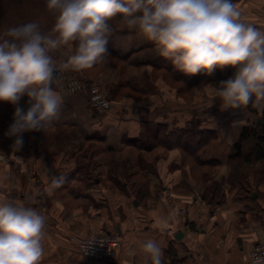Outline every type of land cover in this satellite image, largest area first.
Wrapping results in <instances>:
<instances>
[{"label": "crops", "instance_id": "obj_1", "mask_svg": "<svg viewBox=\"0 0 264 264\" xmlns=\"http://www.w3.org/2000/svg\"><path fill=\"white\" fill-rule=\"evenodd\" d=\"M232 2L244 22L264 31V0ZM107 48L117 57L99 63L90 78L85 74L106 89L111 107L93 110L85 92L71 93L53 80L51 87L62 97L59 118L43 131L24 133L23 147L0 158V203L34 207L46 217L40 264H106L74 248L91 230L120 240L121 264H151L142 249L148 239L161 248L162 264H247L248 252L264 235V180L237 170L230 156L241 127L264 113V101L222 110L215 89L235 68L192 81L137 30L113 31ZM57 54L63 64L73 52L62 47ZM27 101H20L25 110ZM6 107L0 102V129ZM193 121L216 135L197 153L201 160H217L207 182L191 173L186 142L171 144L167 135ZM100 137L109 151L90 155ZM137 175L147 180L141 200L130 188ZM60 176L63 185L49 194L51 178ZM219 183L222 200L212 202Z\"/></svg>", "mask_w": 264, "mask_h": 264}, {"label": "clouds", "instance_id": "obj_2", "mask_svg": "<svg viewBox=\"0 0 264 264\" xmlns=\"http://www.w3.org/2000/svg\"><path fill=\"white\" fill-rule=\"evenodd\" d=\"M46 8L55 14L48 33L33 21L0 36V102L15 109L5 136L14 138L17 151L24 133L43 131L59 118L62 97L51 87L56 66L49 53L75 44L61 67L93 68L106 58L113 32L109 22L118 16L152 41L177 71L210 75L235 68L215 89L222 110L264 101V31L244 22L232 0H46ZM25 96L27 110L20 106ZM64 180L52 177L46 191L51 194ZM45 221L34 207L0 203V264H40ZM142 249L151 264H162V250L154 240L145 241ZM253 264H264V254L254 256Z\"/></svg>", "mask_w": 264, "mask_h": 264}, {"label": "trees", "instance_id": "obj_3", "mask_svg": "<svg viewBox=\"0 0 264 264\" xmlns=\"http://www.w3.org/2000/svg\"><path fill=\"white\" fill-rule=\"evenodd\" d=\"M33 21L40 25L42 33H48L53 28L55 23V14L47 10L46 0H0V36H3V33L9 28ZM109 23L112 26L113 31L117 33H129L135 31L133 29H129L125 24H122L119 16L111 20ZM74 48L75 44H73L72 48H70L72 52L74 51ZM107 49L108 53L104 61L110 57H117L115 52L109 48ZM52 56L54 57V55ZM99 63L101 62H98L93 68L98 66ZM93 68L83 71L88 76L92 73ZM69 70L73 72V69L69 68ZM94 73L95 71L92 73V76ZM197 75L199 76L198 79L194 77L195 79L193 80L191 77L193 75H190V79L192 81H199L204 78L206 79V77L209 76L208 74L204 75L203 73H198ZM182 79H184V77H182ZM53 80H55L54 76ZM13 110V105L7 103V119L3 129H0V150H8L12 148L14 138L5 136V132L13 122ZM258 119L259 124H257L255 120L250 124L243 125L241 127L234 142L235 151L233 152V155L230 156V158L237 161L235 164V168L237 170L245 169L254 171L257 177V182L264 180V113H262ZM194 123V121L192 123L190 122L189 126L187 125L183 128H179L176 131L171 130V132L169 131L167 135L172 137L169 139L171 144L177 145L181 141L186 142V147L183 149L187 150V154H184V156L187 155L189 164L192 163L191 173L193 175L194 173H199V175L195 178L197 181L207 182L211 180L212 170L217 164V160L215 158L201 160V158L197 156V153L198 151L208 149L209 145L215 140L216 135L211 129L201 128L196 126ZM97 139H99V141L90 149V155H93L100 150L109 151L107 147L103 146V142H101L103 138L100 137ZM166 142L169 141H165V143ZM234 177L237 176L234 175ZM131 179L132 184L130 185V188L134 190V196L137 200H141L146 197L147 189H145L146 187L144 186V183L147 180L142 176L139 177V175ZM220 189L221 184H216L214 193L211 196L212 202L222 200Z\"/></svg>", "mask_w": 264, "mask_h": 264}, {"label": "built area", "instance_id": "obj_4", "mask_svg": "<svg viewBox=\"0 0 264 264\" xmlns=\"http://www.w3.org/2000/svg\"><path fill=\"white\" fill-rule=\"evenodd\" d=\"M53 62L56 66L53 76L63 82L67 91L76 93L85 90L88 104L93 110L104 111L111 107L112 102L107 98L105 91L97 83L88 80L83 70L71 72L69 69H63L62 63ZM232 76L231 74L229 77ZM0 158L6 157L0 155ZM74 248L78 253L90 259L117 260L120 241L103 230H91L78 238ZM260 254H264V235L257 239L248 252L247 264H253V257Z\"/></svg>", "mask_w": 264, "mask_h": 264}, {"label": "rangeland", "instance_id": "obj_5", "mask_svg": "<svg viewBox=\"0 0 264 264\" xmlns=\"http://www.w3.org/2000/svg\"><path fill=\"white\" fill-rule=\"evenodd\" d=\"M65 48H67V47H65ZM67 50H70V48H67ZM49 55L52 57V60H53V61H55V62H57V63H59V62L62 63L60 60L57 59V57H58L57 50H54V51L50 52ZM52 55H54V57H53ZM232 75H234V74L232 73ZM92 81L95 82V83H97V82L94 81V80H92ZM97 84H98V83H97ZM98 85H100V84H98ZM100 86H101V85H100ZM101 88L105 91L107 98L112 102L111 98H109V96H108V94H107L106 89H105L103 86H101ZM80 92H85V93H86L85 90L80 91ZM14 110H15V109H14ZM14 110H13V112H14ZM24 138H25V136H24V134H23V140H24ZM13 148L16 149V147L12 146V148H10V149H8V150H0V155H3V156H5V157H7V156H6V153L9 152V150H11V149H13ZM1 159L5 160L6 158H1ZM212 171H213V170H212ZM120 246H121V245H120Z\"/></svg>", "mask_w": 264, "mask_h": 264}, {"label": "water", "instance_id": "obj_6", "mask_svg": "<svg viewBox=\"0 0 264 264\" xmlns=\"http://www.w3.org/2000/svg\"><path fill=\"white\" fill-rule=\"evenodd\" d=\"M256 122H257V124H259V119H256ZM181 235H182V232H181V230H178L177 231V234L175 233V238H180L181 237ZM106 264H119V263H117L116 261H114V260H107V262H106Z\"/></svg>", "mask_w": 264, "mask_h": 264}, {"label": "bare ground", "instance_id": "obj_7", "mask_svg": "<svg viewBox=\"0 0 264 264\" xmlns=\"http://www.w3.org/2000/svg\"><path fill=\"white\" fill-rule=\"evenodd\" d=\"M108 233V232H107ZM110 234V233H109ZM113 235V234H112ZM116 237V236H115ZM120 245H121V242H120ZM120 249V248H119ZM119 258V257H118Z\"/></svg>", "mask_w": 264, "mask_h": 264}]
</instances>
